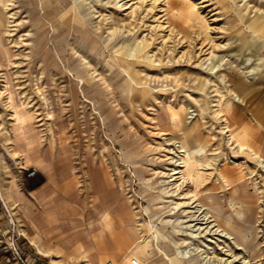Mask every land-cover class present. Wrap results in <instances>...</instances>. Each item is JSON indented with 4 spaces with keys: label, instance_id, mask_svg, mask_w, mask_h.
<instances>
[{
    "label": "rangeland",
    "instance_id": "obj_1",
    "mask_svg": "<svg viewBox=\"0 0 264 264\" xmlns=\"http://www.w3.org/2000/svg\"><path fill=\"white\" fill-rule=\"evenodd\" d=\"M64 1L0 0L8 253L264 264V0Z\"/></svg>",
    "mask_w": 264,
    "mask_h": 264
},
{
    "label": "bare ground",
    "instance_id": "obj_2",
    "mask_svg": "<svg viewBox=\"0 0 264 264\" xmlns=\"http://www.w3.org/2000/svg\"><path fill=\"white\" fill-rule=\"evenodd\" d=\"M66 1V0H65ZM64 1V2H65ZM62 3V2H61ZM58 5V4H56ZM66 7V6H65ZM72 10V9H71ZM79 14V13H78ZM75 15V14H74ZM70 17V16H69ZM84 18V17H83ZM77 20V19H76ZM85 21L82 19L81 22L79 23H75L74 26H72V28H74L75 31H84V34L82 36H84V39L82 40L83 41V46L88 48L89 50H91V32H90V28L88 26H83L81 24H83ZM58 47L60 49H63L64 46L62 45V41H58ZM81 79V78H80ZM242 86V85H241ZM244 122H245V117L240 115L239 114V117H237V119L235 118V116H230V124L231 126L233 127L234 131H239L238 129H241L242 127L244 128ZM25 123V122H23ZM239 126V127H237ZM190 154V159L193 158L192 156V153H189ZM189 161V159H188ZM191 164V163H190ZM176 172H180V170H176ZM200 211V210H199ZM206 216L204 218H207V214H205ZM197 219L199 218H203L202 217V213L198 214V216L196 217ZM129 231V230H128ZM138 239V238H136ZM39 249L42 251V252H45L44 249L39 246ZM170 254V253H169ZM130 262V261H129ZM180 263V260L178 259H175L173 256L170 257V264H179Z\"/></svg>",
    "mask_w": 264,
    "mask_h": 264
},
{
    "label": "crops",
    "instance_id": "obj_3",
    "mask_svg": "<svg viewBox=\"0 0 264 264\" xmlns=\"http://www.w3.org/2000/svg\"><path fill=\"white\" fill-rule=\"evenodd\" d=\"M8 247L4 241V235L0 234V264H17L16 259L8 253Z\"/></svg>",
    "mask_w": 264,
    "mask_h": 264
},
{
    "label": "built area",
    "instance_id": "obj_4",
    "mask_svg": "<svg viewBox=\"0 0 264 264\" xmlns=\"http://www.w3.org/2000/svg\"><path fill=\"white\" fill-rule=\"evenodd\" d=\"M35 173V171H32L30 174L32 175V174H34ZM105 264H117L116 262H115V260H109V261H107Z\"/></svg>",
    "mask_w": 264,
    "mask_h": 264
}]
</instances>
